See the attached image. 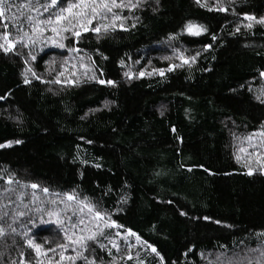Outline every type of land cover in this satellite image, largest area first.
Segmentation results:
<instances>
[{"label": "trees", "instance_id": "obj_1", "mask_svg": "<svg viewBox=\"0 0 264 264\" xmlns=\"http://www.w3.org/2000/svg\"><path fill=\"white\" fill-rule=\"evenodd\" d=\"M68 2L75 0L61 6ZM201 3L207 7L195 0H146L135 9H113L127 18L123 29L117 21L114 31L97 34L94 20L78 43L65 40V49L47 43L48 30L44 43L0 50V222L8 227L0 236V264L35 262L14 233L23 220L36 222V243L54 248L60 260L61 242L51 232L56 226L41 219L50 211L77 219L87 210L80 201L115 222L87 242L83 256L96 264H221L214 260L219 256L245 264L258 251L262 258L255 260L264 259V170L237 160L245 138L264 127V25L244 26L246 15L264 17V0H221L227 11H209L215 0ZM189 22L207 31L192 35ZM19 24L11 35H31L28 22ZM71 47L88 59L85 72L92 76L81 78L84 69L73 62L61 80L75 64L77 83H51L53 69L55 76L64 69L50 70L48 62L76 55L67 51ZM180 53L195 62L183 64ZM30 54L37 59L31 62ZM30 66L41 79L27 76L25 84L22 73ZM68 194L75 199L68 201ZM85 225L77 234H87L80 231ZM127 233L143 243L138 254L128 255Z\"/></svg>", "mask_w": 264, "mask_h": 264}, {"label": "snow or ice", "instance_id": "obj_2", "mask_svg": "<svg viewBox=\"0 0 264 264\" xmlns=\"http://www.w3.org/2000/svg\"><path fill=\"white\" fill-rule=\"evenodd\" d=\"M146 0H136L135 3L132 2V0H127V3L125 0H120L119 3H117V0H75V3L68 2L66 6H60L64 3V0H51L50 4H43L41 5L39 3V0H28L27 3L19 4L17 5L15 0H0V18L5 17L6 13H10L8 18L12 20L14 23L18 18V15H24V10L26 9L28 12H36L37 16L34 17L32 15H27L26 19L31 26V35L28 32H23L21 36H19L16 40H10L9 35L5 33L3 37H0L4 41V43H0V50H3L5 53H8L12 51L17 43H23L24 47H28L30 44L34 45L36 44L37 40H40L41 43H44V41L41 39L45 31L50 30L52 33L51 37H48L47 43L55 46L59 49H65L66 44L64 43L65 40L69 39V37L73 38L75 42L78 43L79 38L81 37L82 32H88L89 26L92 25L93 21L96 20V26L94 28H91V31L94 33H101V31L107 33L110 29L115 30L116 29V22L121 21L119 24V27L123 29V20L127 19L126 17H121L117 13L113 12V9H135L137 7H140L145 3ZM155 2L158 4L159 0H155ZM195 2L200 5L201 7H207L206 3H201V0H195ZM229 2H234V0H229ZM40 8H43L45 12L49 11L50 8H58V11L55 13H50L47 19H39L38 17L42 15L40 13ZM209 11L217 10V11H227L228 9L223 6L221 3V0H215V6L209 7ZM109 14H111V23H101L100 21H104L108 19ZM245 19L249 21L250 23L244 25L245 27L251 29L253 27V23L255 22L257 24L264 25V17H260L257 19L254 16L246 15ZM134 26V25H133ZM7 27V25H5ZM187 31L192 34L199 36L202 34V32H206L207 29L203 28V26H194L191 22L186 26ZM126 30V29H124ZM237 31H239V27L237 28ZM68 34V35H65ZM99 38V37H98ZM215 39V36L212 37ZM211 45H206L205 48H210ZM67 51L70 53H79L81 50L78 47H71L67 48ZM199 55V53H197ZM179 58L183 62V64H188L190 61L195 62L196 57H190L185 58L183 56V53L179 54ZM37 57L35 55H31V60L35 61ZM80 61H83L84 57H79ZM89 59H91L89 57ZM106 59V57H105ZM167 60H171V57H165ZM56 60L55 57H52V59L48 62L49 68L51 70V66L55 64ZM28 61H25V64H27ZM121 64H123V61H121ZM69 65V59L66 57L61 63V68L64 69L62 71H59L56 75V78L53 81H50L51 83L56 84H75L77 83L75 80L71 78V76H75V69L76 65L72 64V72L70 73L69 78L66 80H61V77L65 76V71H67V67ZM80 67L83 68L84 64L81 63ZM175 66H170L167 70L172 71L174 70ZM158 74L161 76L164 74V69H155ZM31 73V75L39 80L41 79L35 72V70L31 67H28L25 69L24 73L22 75L25 76L24 83L28 84L30 81L27 79V74ZM145 73L141 72L140 75L143 76ZM150 74V73H149ZM125 76H129L131 78L130 73H125ZM261 75H264V73H261ZM94 78V77H92ZM46 83L48 81H45ZM100 84H109V85H115V82L112 80H99ZM2 99V97H0ZM83 118V117H82ZM16 143H20V141H16ZM11 146V142H9V145ZM0 147H5V145H0ZM243 151V149H242ZM240 158L237 157V160ZM249 175L252 174V171L249 170ZM37 185L33 184L32 188H36ZM48 189H44V192H47ZM75 199V196L72 194L67 195L68 201H73ZM63 202V201H62ZM53 204L56 203V201H52ZM81 204V211H83L84 208H87V211L89 213V220H101L103 219V214L99 211H94L93 206L90 204L85 203L84 201L79 202ZM49 219L43 220L41 219V225H49L54 224L59 232L63 233V239L66 241V243H59L56 245L57 248L60 249V261L68 260L71 261L72 264H75V261L77 259L83 258L85 260V264H96V260L92 259L89 260L88 257L83 256V252L88 250V241L95 242L97 240L98 231H90L87 226L85 225V221L83 218H79L77 220V223L72 224L71 228L65 226V220L61 218L60 213L56 211H50L47 213ZM207 219V218H205ZM217 223H219L217 221ZM80 225H85V227L80 228L81 232H86V235H77L75 232L72 231V229L78 228ZM115 222L113 221L111 224L106 225V227L114 226ZM35 226V225H34ZM39 231H49V228L39 227ZM14 231V229H13ZM4 234V230L0 228V236ZM132 235H135V233H131ZM27 236V233H25ZM139 239V237H137ZM29 247L34 248L38 255H46V253L42 249V245L34 243L31 239L28 240ZM74 246H78L74 247ZM116 245L113 243V247ZM72 247L73 251L76 253L74 256H65L64 252L67 248ZM101 248L104 247L103 244L100 245ZM151 247V246H149ZM49 252L55 251L54 248L49 247ZM153 252H156L155 248H152ZM158 254V253H157ZM128 259H132L131 256L128 257ZM51 264V262H49Z\"/></svg>", "mask_w": 264, "mask_h": 264}, {"label": "rangeland", "instance_id": "obj_3", "mask_svg": "<svg viewBox=\"0 0 264 264\" xmlns=\"http://www.w3.org/2000/svg\"><path fill=\"white\" fill-rule=\"evenodd\" d=\"M15 2H16L17 5H19V4L27 3L28 0H15ZM39 3L41 5L50 4L51 0H43V2H42V0H39ZM56 11H58V8H53L51 13H55ZM25 12H28V11L25 9L24 13ZM40 12H45V11H44L43 8H40ZM45 13L48 14V11L45 12ZM9 15H10V13H6L5 17L0 18V37H3V35L5 33H7L9 35V39L14 41V40H16L19 37V33H14V35L13 34L11 35L10 31H15V28L16 29H20L19 28L20 26H18V25H20L19 24L20 22H24V23L28 22L27 19H26L27 15H32V16L36 17L37 13L36 12H29V14H27V15L24 14L22 16L17 14L18 18L15 21V23L8 18ZM109 15H111V14H109ZM40 17L41 16H39L38 18L40 19ZM10 23L12 24L11 26H10ZM248 23H250V22L247 21V24ZM251 23H255V22H251ZM5 25H7V27H5ZM8 30H10V31H8ZM0 43H4V41L2 39H0ZM16 49L17 48H14L13 50H16ZM36 49H38V48H36ZM41 49L43 50V48H41ZM31 55H34V54H30V56H29L30 61L32 62ZM80 56H82V55L76 53V55L68 57L69 63L77 62L78 65L83 63L84 64V67H83L84 73H83V76L81 78L91 77L92 74H93L91 71L88 70V72H85L87 69L90 68V64L88 62V59L84 57L83 61H80V59H79ZM183 56L185 58H190V57L185 56V55H183ZM177 59L181 61L179 56L177 57ZM55 60H56V62L53 65L58 67V65H60L62 63L64 58L61 59L59 57V58H55ZM30 67L33 68L32 66H30ZM53 68L54 67L52 66V69ZM53 70H54L53 77L55 79L56 78V76H55L56 69H53ZM133 75H134V73H131V77ZM27 76L28 77H32L31 73H28ZM63 80H65V79H62V81ZM54 84H56V83H54ZM58 85H61V84H58ZM261 90L264 93V86H262ZM245 139H247V140L243 141L242 142L243 144L240 142L241 145H243L240 148L239 154H238V156H240L241 161L244 162L252 170H255V169L264 170V145H262L261 148H258V145L260 146L261 144H264V127L259 132H257L256 134L249 135L248 138L246 137ZM242 149H243V151H242ZM93 209H94V206H93ZM67 216H69V215H67ZM79 218H83L84 221H85V224H87L86 221L89 219L88 211L87 210L83 211V214H79L77 219H74V218L68 219L67 221H65V226L71 228V225L77 223V220ZM101 221L105 225H103ZM101 221L100 220H92L91 222L94 224V227L91 226V228L95 229L98 232H101L102 227L103 228H111L112 227V226L111 227H106V225L112 223V219H111V217L109 215H107V218L101 219ZM0 225H2V226H0V228H2L4 231H5V228L8 229V227H6L7 226L6 222H0ZM19 225H20L19 231L16 230V231H14V233L20 234L22 236L21 238L24 240V243L28 247H29V244H28V240L29 239H31L34 243H36V239L33 236V234H34V232H36V228H37L36 227V222L33 223V224H30L29 222L26 223V221L23 220L22 224H19ZM37 226H39V225H37ZM79 227L76 228V229H72V231L77 234V232L79 231L77 229H79ZM56 229H57L56 227H52V230H51V232L54 235V236H52L53 237V241H55V239L57 238L55 243H57V242L66 243V241H64V239H63V233L59 232V231H56ZM25 233H27V236L25 235ZM77 235H81V234L78 233ZM84 235H86V234H84ZM120 240L121 239L119 237L118 239H115V241L113 243L115 245L119 246ZM124 240H125V242L127 244L128 255L138 254L141 251V249L143 248V243L139 239H137L136 236L132 235L131 233H127L125 235V237H124ZM113 243H112V245H113ZM74 247H76V246H74ZM29 249H30V252H33V254L35 255L34 256L35 262L33 264H40L41 258H46L47 260H53L51 262V264H60V263L63 264V261H60V260L57 259V253L55 251L49 252L46 248L42 247V249L46 253V255H38L34 248L29 247ZM57 249L60 252V249L59 248H57ZM135 249H136V251H135ZM259 253H260L259 251H258V253H256L257 255H255L254 253H249L251 255H247V257L245 259V264H263L264 263V259L263 260H259L258 262L256 261V260H258V258H262ZM75 254L76 253L73 251L72 247L67 248L65 250V252H64L65 256H72V255H75ZM262 255H264V253ZM251 256H253V257L251 258ZM255 258H256V260H255ZM214 260L220 262L221 264H238V263L230 262V261H227V262L220 261L221 260L220 256H219V258L218 257L214 258Z\"/></svg>", "mask_w": 264, "mask_h": 264}]
</instances>
